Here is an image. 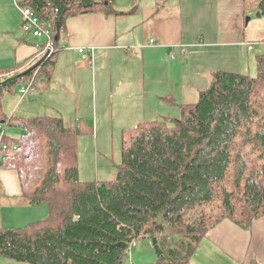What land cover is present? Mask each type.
<instances>
[{
	"label": "trees",
	"instance_id": "obj_1",
	"mask_svg": "<svg viewBox=\"0 0 264 264\" xmlns=\"http://www.w3.org/2000/svg\"><path fill=\"white\" fill-rule=\"evenodd\" d=\"M114 1L18 0L58 37L33 70L0 69V123L23 129L19 136L5 135L0 165L16 170L24 199L46 204L49 213L23 226H1L2 257L31 264H124L133 240L157 237L154 249L164 264H192L200 241L220 222L228 218L250 228L264 215V55L253 76L215 71L180 117L125 128L122 163L107 181L80 178L82 128L68 127L60 116L20 120L5 114L6 92L51 80L68 17L130 12H118ZM133 1L130 13L138 7ZM257 1L264 15V0Z\"/></svg>",
	"mask_w": 264,
	"mask_h": 264
},
{
	"label": "crops",
	"instance_id": "obj_2",
	"mask_svg": "<svg viewBox=\"0 0 264 264\" xmlns=\"http://www.w3.org/2000/svg\"><path fill=\"white\" fill-rule=\"evenodd\" d=\"M116 1L114 5L118 8L120 6ZM194 1L200 4L199 13H202L203 0ZM130 2L135 5L133 0ZM212 2L214 20L208 30L209 37H200L201 40L193 43L192 48L199 50L209 43L211 50H215L211 54L213 57L224 52L233 57L238 51L244 52V47L249 51L250 43L254 48L255 41L263 43L264 46V15L261 13L258 20L252 17L257 11L261 12L259 1ZM158 4L171 6L167 0H158L152 4L153 8ZM11 5L14 7L12 22L6 25V29L0 30L2 71L27 69L37 64L49 50L46 37H36L20 31L17 4L12 1ZM130 7L115 9L118 12H131L133 7ZM19 8L23 14V8ZM138 9L137 7L135 12ZM115 12L98 10L69 16L66 28L60 34L57 48L59 51L55 57L51 80L39 82L37 87L31 88L26 94H22L20 90L28 86L29 82L18 86L14 89L16 91L11 93L14 99L9 98V103L15 106V110L11 107L5 109L4 103L5 114L20 120L31 115L60 116L68 127H79L83 131L94 132L97 128L96 121L107 122L115 115L121 114L125 118L127 115H134L135 120L149 121L168 118L166 109L170 105L177 106L180 110L185 103L179 101L185 96L177 90L183 88L185 73H182L181 77L177 75L179 69L184 72L178 61L184 54L188 55L184 48V35L179 20L181 14L156 13L151 19L149 30L138 28L139 31L136 32L134 29L141 24L132 20L135 18L132 16L134 13ZM207 49L201 53H209ZM22 100L26 101V104L17 107V102ZM107 105H112L111 110L105 107ZM21 106L22 112L16 113ZM94 121L95 125H92ZM17 131L16 128L11 135L19 136L23 129L21 133ZM95 134L98 135V129ZM22 194L18 172L0 165L1 222L12 214L14 217L23 218L25 207L19 202L24 198ZM30 205L36 206L29 203V208ZM45 213L44 208L42 214ZM9 226L16 225H7ZM145 241L144 248L138 251L142 264H161L151 256V252L156 253L154 247L151 249L147 239ZM147 256L151 261H144ZM5 259L0 258V264H30ZM131 263L135 264L132 259L128 260V264ZM191 263L264 264V215L254 220L250 228H244L226 218L200 241L191 256Z\"/></svg>",
	"mask_w": 264,
	"mask_h": 264
},
{
	"label": "rangeland",
	"instance_id": "obj_3",
	"mask_svg": "<svg viewBox=\"0 0 264 264\" xmlns=\"http://www.w3.org/2000/svg\"><path fill=\"white\" fill-rule=\"evenodd\" d=\"M12 1H14V4H17L16 12H19L20 15L19 29L23 33L25 32L22 23L23 14L18 6V0H0V30L6 29V25L9 22H12V14L14 13V7H12L11 5ZM157 1L158 0H138L139 9L137 12H135L137 9L132 12L134 13V15L132 16H135V18H133L132 20H134V22L136 23L141 24V26L136 27L134 30H136V32L139 31L138 28H142L145 31L149 30L152 24L151 19L156 13L168 12L169 14L173 13L172 15L181 14L179 20L181 22L184 35V48L185 50H187L188 55L184 54V57L179 59L178 61L181 68H184V72L179 69L177 75L181 77L182 73H185L183 77V88L181 90H177L179 94H183L185 98L179 101V103L197 101L199 99L200 91L205 90L209 87L210 80L213 78V73L217 70L223 69L230 71H240L243 73H248L252 76L258 73L259 61L257 59H259L258 56H260V54L264 53V46L262 45L263 43L255 41L254 48L252 50L248 51L244 47V52L238 51L234 54L233 57L227 55L225 52L223 54L219 53L218 56L213 57L211 54L215 50H211V48L209 47V43H207L205 47L199 50L192 48L193 43L201 40L200 37H209L208 30L211 28L212 21L214 20V3L212 2V0L202 1V13H199L200 4H198L194 0H167V2L171 4V6L164 7L165 4H158V6L153 8L152 4H155ZM116 2L120 7L117 8L116 5L113 6H115L117 9H129L130 6L131 9L133 7V3L130 2V0H117ZM249 4L250 3H248V5ZM258 13L259 11L252 15L254 20L259 19ZM197 29L199 31H197ZM205 48H208L207 50L210 52L207 54L201 53ZM262 65H264V61ZM11 93V91L6 92L3 102L5 103V109L7 107H11V109L15 110V106L13 107L12 104L9 103V98H13V95H11ZM31 94L32 92L30 91L29 95ZM16 96L17 98L19 97V95ZM27 99L28 96H26V100ZM22 101L17 102V107L21 104H26V101ZM105 107H107L108 110H111L112 105H107ZM146 107L149 108L148 106ZM98 111L100 112L99 106ZM21 112L22 106L18 111H16V113ZM181 113V109L179 110V107L177 106L174 107L170 105L166 109V115L168 118H178L181 116ZM34 116L38 115H31L25 118ZM135 117L136 116L134 115H127L125 118V116L119 114L115 115L113 118H110L107 122L96 121L97 128H95L94 132L84 131V134L78 136V166L80 171V178L82 180L107 181L116 178L118 165L121 164L123 160L122 137L124 129L133 127L137 123L143 121L142 119L135 120ZM92 125H95V121L92 122ZM5 126V132L8 135H11V133L14 134L13 131L16 128L18 129L19 133H21L22 128L20 126L8 125V123H6ZM97 129L98 135L95 134ZM19 202L23 205L22 207H25V215L23 216V218L14 217V215L12 214L6 217V220L3 219V222L0 221V225H2L3 227H7V225L23 226L27 223L41 220L45 218L49 213V210L47 211L46 209L48 208L47 205H30L31 208H29V203L26 199L22 198ZM44 208L46 210V213L42 214ZM194 219L195 217L190 218V220L192 221ZM181 233L187 234V231L183 230ZM172 237L173 236L171 235V238ZM145 242V239L140 240L139 242L137 241L138 245L134 247L133 255L125 259V264H128V260L130 261L131 259L135 264H142L138 251L144 248L143 244L145 245ZM147 244L150 245L151 249H153V247L155 246L153 241L149 238H147ZM151 253V256L153 255L157 262H161V264L165 263L163 262V258L161 259L157 253ZM0 258L1 260H6L5 257L2 256ZM144 261L149 262L151 260H149L147 256V260L144 259Z\"/></svg>",
	"mask_w": 264,
	"mask_h": 264
},
{
	"label": "built area",
	"instance_id": "obj_4",
	"mask_svg": "<svg viewBox=\"0 0 264 264\" xmlns=\"http://www.w3.org/2000/svg\"><path fill=\"white\" fill-rule=\"evenodd\" d=\"M23 28L26 33H31L36 37H46L48 40L47 43H48L49 50L52 51L54 47V41L52 38L51 29L44 22H42L30 8H23ZM249 49H252L251 45L249 46ZM31 88H32V82H29L28 86L23 87L20 91L22 94H26L28 90H30ZM5 124L6 123H0V157H1V160L3 157V150L7 148V145L4 142V137L6 135ZM136 245H137V240H133L129 244V247L127 250L128 258L132 255L133 248Z\"/></svg>",
	"mask_w": 264,
	"mask_h": 264
},
{
	"label": "water",
	"instance_id": "obj_5",
	"mask_svg": "<svg viewBox=\"0 0 264 264\" xmlns=\"http://www.w3.org/2000/svg\"><path fill=\"white\" fill-rule=\"evenodd\" d=\"M258 16H259V17L261 16V12L258 13ZM57 37H58V35L56 34L55 39H56ZM49 53H50V50H48V52L46 53V55H45L43 58H46V57L49 55ZM41 60H42V59H41ZM41 60H40L37 64H39V63L41 62ZM37 64H35V65L29 67L26 71L33 70V69L37 66ZM24 73H25V72H24ZM76 219H78V218H76ZM152 241H153L154 245H156L157 242H158L157 237H154V238L152 239Z\"/></svg>",
	"mask_w": 264,
	"mask_h": 264
}]
</instances>
